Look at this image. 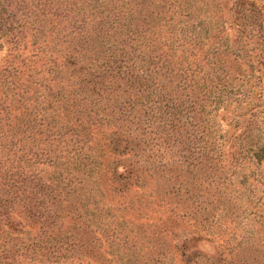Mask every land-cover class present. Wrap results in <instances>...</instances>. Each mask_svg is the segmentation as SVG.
<instances>
[{
	"label": "rangeland",
	"instance_id": "374dc122",
	"mask_svg": "<svg viewBox=\"0 0 264 264\" xmlns=\"http://www.w3.org/2000/svg\"><path fill=\"white\" fill-rule=\"evenodd\" d=\"M36 1L0 0V27L4 23L0 28V162L7 167L18 163L25 169V200L36 213L40 211L36 218L25 212V235L0 248V264H264V68L255 56L257 49H242L234 12L217 14L206 5L193 8L201 18L203 34L215 36L211 50L224 46L216 51L225 62L224 75L253 96L248 111L242 104L245 97L241 96L244 102L237 100L240 89L231 95L232 108L244 113L243 122L232 121L229 109L210 114L211 129L193 127L188 119L180 128L165 129L164 122L171 128L173 121L166 116L159 122L165 116L156 110L159 118L153 129H145L141 106L125 116L138 122L123 124V119L113 117L118 109L113 101L94 96L85 101L75 90L62 92L57 78L58 66L63 57L72 56L74 45L85 58L82 67L102 60L106 52H101L116 37L98 35L115 19L124 0H94L95 5L105 4L102 23L94 16L91 0H74L83 5L74 18L92 33V49L64 31L69 27H47L53 15L50 10L38 11L36 4L48 0ZM181 2L188 6L191 1ZM157 12L153 7L140 12L130 27L154 31L157 20L151 15L156 17ZM161 16L167 20L171 15ZM180 18L174 17L168 25V37L177 31ZM134 44L137 53L149 45L139 40ZM192 102L201 106L202 95L193 96V101L183 95L177 104L186 108ZM250 111L257 115L251 117ZM89 114L98 127L84 129V141L77 137L85 144V153L78 157L69 147L77 133L73 115L87 124ZM120 124L123 129L116 128ZM112 131L132 133L137 147L117 156L115 147L103 144V137ZM61 135L65 136L60 141ZM22 159L24 163L19 162ZM123 164L133 169L129 180L112 175L113 168ZM51 215L57 221L51 229L54 238L45 236L38 222Z\"/></svg>",
	"mask_w": 264,
	"mask_h": 264
},
{
	"label": "trees",
	"instance_id": "16d2710c",
	"mask_svg": "<svg viewBox=\"0 0 264 264\" xmlns=\"http://www.w3.org/2000/svg\"><path fill=\"white\" fill-rule=\"evenodd\" d=\"M155 1L124 0L122 2L116 11L118 14L115 15V19L110 21L106 31L100 32L98 35L99 37L115 36L116 40L110 47L103 49L101 53L106 52V55L103 56L102 60L92 62L93 64L90 67L80 65V62L85 58L80 57L79 54L81 53L78 52L77 45H74L70 53L72 56L63 57V63L58 66L60 70L57 73V78L62 81V92L68 89L75 90L76 96L82 97L85 101L90 100L91 96L97 97L100 101L106 100L107 103L113 101L118 106L113 117L117 120L123 119V124H136L138 121H133V119L125 116H128L127 113L131 114L132 109L133 111L138 110V106H141V109H144V116H146L145 129H153L151 126L159 118L154 115L156 110L161 113V116H165L159 118V122L164 120L166 116H169L173 121L170 123L171 128H166L167 121H165L163 125L165 129L180 128L185 125L187 119L193 127L211 129L213 125L211 124L210 114L229 109H232V121L243 122L242 116L244 113L241 114V111L237 108L233 107V109L231 105L233 103L230 101L232 100L231 95L234 94L233 90L240 89L241 86L237 88L229 82L230 77L222 72V70L226 72L225 62H221L220 58L216 57L217 47L224 48V46L218 45L211 50V46H214L212 39L215 36L207 38L203 34L201 18L197 14L194 15L193 8L206 5L210 6V9L217 14L219 11L223 12L227 9L233 11L237 31L240 32V39L243 41L242 49L243 47L247 50L250 48L249 52L257 49L258 52L255 56L259 58V64L263 69L264 1L190 0L188 6L181 2L182 0H158L157 4H155ZM93 2L94 0H91L90 5L94 7V16L98 19L101 18L99 21L102 23L101 20L104 19L100 15L103 13L102 7L105 4L95 5ZM115 3L112 5L116 8L118 3ZM36 5L38 11L41 9L50 10L49 14L53 15V18L47 22V27L51 25L62 29L69 27V30L64 31L74 33L80 42L84 41L92 49L93 44L91 41H94V38L91 37L92 33L84 29L83 21L78 23L74 18L76 11H82L83 5L78 6L74 0L72 2L71 0H48ZM152 7L155 10L159 9V12L155 15L156 17L151 15L153 19L157 20L156 24H152V27H156V29L154 31L132 29L134 24L133 27H130L131 21L137 20L140 12L150 11ZM163 12L169 13L171 15L170 19L163 18L161 16ZM70 14L72 17H70ZM174 17H184V20L180 18L177 31L171 37H168L167 32H171L168 25L171 24L170 22L174 20ZM124 18H128V22L121 23L119 20ZM64 23L66 25L62 26ZM1 24L0 28L2 29L3 21ZM172 25L176 27L173 22ZM80 26H82L81 33H77L76 29ZM221 31L223 32L224 28H219V32ZM117 33L119 34L117 35ZM225 39L229 41L228 37ZM137 40L148 42L147 49H140L137 53L138 47L134 44ZM14 77L16 78L15 75ZM14 77L13 81H15ZM261 77L264 86V71H262ZM21 92H25V90ZM237 93L236 95H240V97L234 98L244 102L241 100V96L245 97V102L242 104L246 105L245 108L248 111L251 110L250 107L253 105L249 102L253 100V96H251L250 91L240 89ZM183 95L188 96L191 101H193V96L202 95V105L198 107L194 102H192L194 105L186 108L183 105H178L177 101ZM64 98L65 96H63V100ZM67 100L69 101L70 98ZM206 100H211V103L207 102L206 104ZM242 104L238 105L242 106ZM93 110L91 108L90 112L93 113ZM67 112L68 110L65 109L63 115H66ZM250 112L251 117L257 115L253 111ZM73 118H76L74 129L77 130V133L71 136L69 147L73 148L74 154L80 157L81 154L85 153L83 150L85 144L83 143V145L81 141H78L77 137L80 136V139L84 141V129H89V131L96 129L98 123H96L95 118L91 117V114L87 117V124L74 115ZM249 121L252 124V121ZM245 122L246 120H244ZM203 123L204 128H202ZM123 124L116 128L123 129ZM132 128L130 126V129ZM63 136L65 135H61L60 141ZM232 136H234V133ZM73 137H76V139L74 140ZM103 141L104 146L113 149L115 147L113 152H116L119 157L125 156L137 147V142L132 133L127 135L125 132L112 131L111 135L106 134L103 137ZM85 155L89 157L88 154ZM220 158L222 159V154ZM19 162L24 163V159ZM10 165V167H7L0 162V241L2 242L0 248L8 246V243H11L12 240L25 235V212L27 213L26 216L31 218H36L40 212L36 213L34 207L25 200V183L27 181L25 169L18 163L17 165ZM132 172L133 169L128 164L116 165L113 168L112 175L123 180H129L134 175ZM41 186L43 187L44 183ZM36 208L39 209V206H36ZM38 222L40 223L39 229H42L41 232L47 237L54 238L51 230L56 227L57 221L54 216H47L42 221L41 219L38 220ZM45 229L48 231L46 232ZM26 233L30 236V233L27 231ZM33 246H37L36 243ZM42 264H60V261H48V263L42 261Z\"/></svg>",
	"mask_w": 264,
	"mask_h": 264
}]
</instances>
